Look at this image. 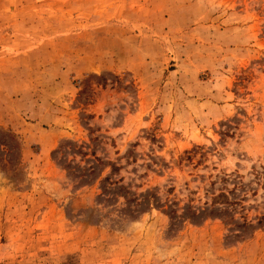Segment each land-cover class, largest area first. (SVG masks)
<instances>
[{"label":"rangeland","instance_id":"374dc122","mask_svg":"<svg viewBox=\"0 0 264 264\" xmlns=\"http://www.w3.org/2000/svg\"><path fill=\"white\" fill-rule=\"evenodd\" d=\"M261 218L264 0H0V264H264Z\"/></svg>","mask_w":264,"mask_h":264},{"label":"trees","instance_id":"16d2710c","mask_svg":"<svg viewBox=\"0 0 264 264\" xmlns=\"http://www.w3.org/2000/svg\"><path fill=\"white\" fill-rule=\"evenodd\" d=\"M8 136L10 137H15L14 134H7ZM85 171H90V173H92L95 168L93 167H89L87 169H84ZM105 182L108 183V186H101V189H102V194L99 196V199H105V196H106V193H115L116 191L119 192V194H122L123 191H126V187L124 186H119L118 182H115V181H111L110 177H107L105 179ZM117 187V188H116ZM126 194L123 193V197L125 196ZM126 197V196H125ZM228 197L227 195L225 194H220V195H217L214 197L213 201H212V204L210 206V209H204V210H201V211H198V210H194L192 212V215H191V218L194 219H198V218H201L203 215H209V214H213V213H221L222 211L220 209H218V207L216 206H219L220 204H226L228 203ZM106 201H108V199L106 198L105 199ZM264 220V218H261L259 220V225L262 224V221ZM244 227H248V228H253L254 226L252 224H247L245 223Z\"/></svg>","mask_w":264,"mask_h":264}]
</instances>
